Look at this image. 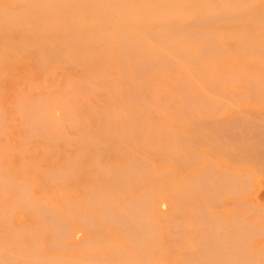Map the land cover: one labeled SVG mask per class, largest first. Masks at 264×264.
I'll list each match as a JSON object with an SVG mask.
<instances>
[{
    "label": "bare ground",
    "instance_id": "6f19581e",
    "mask_svg": "<svg viewBox=\"0 0 264 264\" xmlns=\"http://www.w3.org/2000/svg\"><path fill=\"white\" fill-rule=\"evenodd\" d=\"M13 1L23 6H29L31 2L45 0ZM53 1L64 2L65 4L70 0ZM81 1L86 3L82 4L83 8L77 7L81 15L79 14V18L76 20V30L75 32L72 31L71 35L67 33L73 40V46L74 43L77 44L72 48L66 47L67 49H64L62 47L65 45L61 40L62 33L69 32L66 29L73 20L61 19L57 23L55 21L53 23L46 19L44 29L42 32L38 31V34L42 35L41 41L44 40L43 43L46 47H38L39 45L33 44L32 46L37 49L29 52L33 54L32 57L39 58L37 59L38 62H35L38 64L46 63L41 65L42 68L48 67L47 63H50L48 61L53 55V60L56 61L57 59V63L76 64L77 67L98 63L100 66L101 61L96 59L101 60L103 58L104 63L109 67L110 63H114L113 60H115L117 65L133 68L137 80L134 82V79L130 77L134 83L131 81L132 86L128 87L129 90L127 89L128 91L126 90L127 93H125L127 96H123L119 91L123 88L126 89L124 86L127 85L123 83L128 81L129 77L125 74L118 79L115 76L117 72L110 74L112 70L103 66L102 70L98 69L100 67H94L95 69H90L91 73H86V76L81 75L82 77L76 82L75 90L78 92L90 90L89 93L93 90L105 92L104 97H106L108 104L105 105L99 99L104 106H96L93 102L91 111L88 113L92 116L91 118H93V114L100 116L96 118L97 121L101 119L100 129H96V126H93V130V127L90 129V124L87 127L83 124L85 122L79 119L80 117L71 118L73 116H69L72 115L69 112L72 111L71 108L74 107L73 102L75 100L72 102L69 101L71 100L69 98H61L62 94L59 92V97L56 96L57 93L52 94L54 97L51 95L45 97L42 92H40L42 96L37 93L40 97L37 94H35L36 98H32L34 95L28 96L26 99L29 97L32 99L29 98V102L27 100L26 103L32 102L33 111H27L31 106H27L28 103L20 106L21 102L18 103L16 100L14 104H18L16 106L18 110L21 108L24 110L17 114L20 115L23 123L25 121V125L21 124L24 125L23 129L26 126L25 131L26 137H29L28 140L37 134L50 141L66 137L59 130L63 128L61 126L64 125L65 119H70L73 127L74 125L76 128L80 127L79 134L72 136L78 143V150H74L76 155L70 156L65 165L57 167L58 169L54 171L51 170V167H47V169L51 168V172L47 170L50 172L49 174L56 178L58 175L73 171V169H75L74 171L79 169L89 147H93L95 150L93 162L95 161L98 169L109 175V178L118 176L113 172L114 177L110 175V169H112L110 168V151L113 150L115 151L113 154L118 155L119 147L124 146L125 143L128 146L136 143L139 153H136V156L132 155L131 158L128 157L130 161L128 164L126 163L127 168L117 167L118 170H121L119 173L124 176L116 179L115 182L112 180L111 185L110 180L109 182L105 181L104 184H101L99 180L97 186L93 184V188L97 189L89 187V190L83 191L85 201L79 200L78 202L76 199H74L76 201H69L67 197V206L69 207L64 206L66 204H61L67 207L65 209L64 207L60 209L61 205L57 207L58 204L46 199L34 197V194L32 196L29 192L32 189L31 182L28 179L21 178L19 183H15L13 179L8 178L9 176L6 177L3 174L5 171L0 168V180L8 181L5 185L13 183L15 190L18 188V192L14 193L16 195L13 196L15 199L7 206L8 208L0 207V219H4L3 216L7 219L6 215L9 218L11 213H14L13 208L17 209L16 206L18 205L20 209L23 206L35 210L43 222L35 223L38 228H33L40 230V227L49 226L48 228L53 230L52 232L49 231L53 233L52 237L55 238L54 242H50L61 246L64 244L63 240L66 235L71 232L70 230H75L76 221L73 220L75 223L72 227L71 219L77 216L85 224L82 225L87 226V230L83 234V230L81 231V244H76L88 248L83 256L45 252L40 241L34 242L38 235L41 238L38 231L37 233L25 224L19 227L14 225L16 228L12 231L9 230L10 227L8 226L7 229L9 232L11 231L14 239L5 241L4 237V240H1L0 237V264H264V203L260 198L264 193V115L249 113L247 112L249 109L241 110L247 106L242 105V107L239 104L248 101L247 99H251V97L257 98L259 103L264 104V0ZM132 4H134V8L132 7L133 11L131 12L128 8ZM73 8L76 10L75 7ZM224 25L228 26L226 30L223 29ZM33 36L36 34L33 33ZM24 43H27L25 44L26 47L25 45L17 47L1 40V64L2 62L9 63L13 53L18 54L19 51L22 53L27 50L25 48H34L28 47L29 43L25 40ZM112 45H116L117 48L113 58L110 57V46ZM2 50L6 53H3ZM237 56H240V59H237ZM241 60L247 64L252 63V67L254 63L257 66L261 65V67L255 71L247 72L244 68V70L240 69ZM225 61H229L235 66L226 65ZM55 63H52V66ZM58 66L61 67L60 64ZM121 66L118 71L124 67ZM114 67L117 69L116 65H113L112 68ZM7 70H4L5 74L8 72ZM93 70H95L94 73H92ZM130 73L133 72L130 70ZM78 76L76 75L77 78ZM1 77L3 78V75ZM71 77L74 78L73 75ZM71 77L67 75V81L72 80ZM121 83L123 84L122 88ZM50 85L52 84L50 83ZM66 85L69 88V85ZM54 86L53 84L50 87ZM31 87L34 88V85ZM1 88L3 89V87ZM112 92L119 94H116L117 97L114 98ZM77 93L74 94L75 96L73 94L69 96L76 97ZM90 94H94V91ZM57 98H60L61 102H58ZM95 98L98 100V97ZM88 101L90 103V100ZM118 102H121V105ZM22 103H25V98ZM74 103L76 104V102ZM235 106L242 108L239 110ZM0 109L2 111V107ZM57 109L62 110L61 114L58 113ZM228 109H233L234 114L225 116L224 113ZM25 111L23 118L21 115ZM76 112L74 113L76 114ZM80 115L82 116V112ZM170 120L182 122V124L190 126L191 129L184 127L189 129L184 131L185 129L182 130L181 126L169 124ZM3 122L5 121L0 115L1 135L4 128ZM112 135L117 136V140L111 142L110 136ZM58 142L56 143L58 144ZM36 143L39 144L38 141ZM40 145H43L41 148L48 151L49 146L45 149L43 143ZM103 145L104 147H102ZM19 146L21 147V144ZM20 147L16 148L21 150ZM23 148L22 152H24ZM101 148L107 151L105 160L103 158L100 160L103 150ZM228 160L233 161V165L236 162L242 164L245 161V164L250 162L253 166L255 164L262 166V168L258 169L260 174H257V171L254 173V170L250 169L253 166L246 165L249 168H244L243 164L237 166V163V165H232L233 167L225 166ZM100 171L97 170L96 172ZM114 172L117 174V170L114 169ZM74 175L73 177H76ZM64 176L61 175L62 180L66 178ZM134 181L136 183L138 181L135 185V190L138 193L135 194L133 190V195L126 196V189L129 188L131 182L133 185ZM5 185L0 184L6 188ZM43 188L45 187L43 186ZM122 197L123 200H121ZM72 198L70 199L72 200ZM73 204L76 206L73 207ZM156 206L162 209L169 208L171 213L173 210L175 211V207L184 209L187 213L174 220L175 218L165 212L162 215L166 214L169 217L161 216L166 218L162 221L153 213ZM150 213L153 215L150 216ZM169 218L174 221H170ZM2 220L0 222L3 223ZM10 220L13 221V218H9V223L12 222ZM161 224L166 225V231L170 225L191 229V234L187 231H176L177 233H175V229L172 232L170 229V232L167 231L172 234L169 237L173 236L171 240L167 241L169 246L172 242H178L179 245V241L182 239L177 238L182 236L185 238L184 250L187 249V252L182 254V261L178 262L177 260L178 263L167 262L169 260V258L167 260L165 258L167 252H165L167 253L165 257H158V252L163 248L158 244L161 240L157 238L158 234H161ZM116 225H121L124 230L116 227ZM114 227L115 231L120 229V235L122 232L130 238L128 240L125 235H122L128 242H132L131 246L126 247V243L115 240L117 243L113 247L114 253H104L98 248L99 246L107 250L110 248V237L114 234L112 231ZM78 228L76 227V231ZM178 228L176 227V230ZM50 235L49 238H52ZM68 236L70 237L69 234ZM31 237L34 241L33 239L29 240H32L33 244L28 240ZM42 237H44L43 234ZM256 239L257 241H255ZM163 240L161 244H163ZM50 242L48 243L49 246L51 245ZM74 244H72L73 247L76 246ZM66 245V249L63 250L70 249ZM178 245L174 246L180 248ZM163 246L165 248V245ZM53 247L60 249L55 244ZM156 251L158 252L155 255L154 252ZM178 254L174 253L173 255L179 257Z\"/></svg>",
    "mask_w": 264,
    "mask_h": 264
},
{
    "label": "rangeland",
    "instance_id": "374dc122",
    "mask_svg": "<svg viewBox=\"0 0 264 264\" xmlns=\"http://www.w3.org/2000/svg\"><path fill=\"white\" fill-rule=\"evenodd\" d=\"M47 3H48V5H47ZM86 2H82L81 0H73V1H69V2H65V4H64V2L63 3H60V2H54L53 0H45V1H41V2H39V1H35V2H31L30 3V5L29 6H23V5H21L20 3H18V2H14L13 0H0V41L1 40H5L6 42H8V43H10V44H14L15 46H17V47H20V46H24L25 44H27V43H24V40L25 41H27L29 44H28V47L29 46H32L33 44L35 45V44H37V45H39L38 47H46V45L43 43V39H42V41H41V34H38L39 32H42V29H44V27H45V24H46V19H49V20H51L53 23H57V21L58 20H61V19H70V20H73L71 23H70V26H68V28L66 29V30H68L69 32H63L62 33V38H61V40H62V42H63V44L65 43V45H67V46H65V45H62V47L64 48V49H67L66 47H69V48H72V47H74L77 43H74V46H73V43H72V39H70V35L73 33V32H75V30H76V26H77V23H76V20L79 18V9L80 8H83V6H82V4H85ZM32 4V5H31ZM3 5V6H2ZM134 4H132L131 6H130V8H128L129 9V11H133V8H134V6H133ZM71 6V7H70ZM44 7H45V10H44ZM73 7H75V9L76 10H74V8ZM77 7H79V9H77ZM133 7V8H132ZM257 7H258V4H257ZM58 9V10H57ZM259 9H261V7H259ZM24 10H25V12H24ZM51 10V11H50ZM74 10V11H73ZM45 11H47L46 13H45ZM55 11V12H54ZM60 11V12H59ZM12 13V14H11ZM4 14V15H3ZM54 14V15H53ZM81 15V14H80ZM15 17V18H14ZM19 17V18H18ZM62 17V18H61ZM72 18V19H71ZM15 19V20H14ZM45 20V22H43ZM14 21V22H13ZM55 21V22H54ZM75 25V26H74ZM153 25H156V24H153ZM227 27L228 26H225L224 25V27H223V29L224 30H226L227 29ZM12 30H11V29ZM23 30V31H22ZM39 31V32H38ZM73 31V32H72ZM237 31V30H236ZM12 33V34H11ZM33 33H35L36 34V36H33ZM67 33H69V34H67ZM13 35V36H12ZM38 35V36H37ZM64 35H66V36H64ZM10 36V37H9ZM40 36V37H39ZM72 37V36H71ZM9 38V39H8ZM25 38V39H24ZM36 38V39H35ZM39 38V39H38ZM41 41V42H40ZM64 41H66V42H64ZM39 43V44H38ZM67 43V44H66ZM37 45H35V46H37ZM42 45V46H41ZM79 46V45H78ZM115 46V47H114ZM25 47H26V45H25ZM32 47H34V46H32ZM43 48V49H44ZM25 49H27V50H25L24 52H22V53H19V52H21V51H19L18 52V54H20V55H18L17 53H13L12 55H11V60H9V63H4V62H2V64H1V62H0V66H3L4 68L2 69V67L0 68V73H2L1 75H0V107H2V111H1V109H0V115L3 117V121H5V122H3L4 124H6V125H4L3 124V131L1 132L2 133V135L0 134V168H1V170H2V168H3V170L5 171V173H3L4 171H1L6 177H8V178H11V179H13L14 180V182L15 183H19L20 181H19V179H21V178H26V179H28L30 182H31V188L32 189H30L29 190V192H30V194L32 195V194H34V195H32V196H34V197H39V198H42V199H46L47 201H51V202H53L54 204H58L57 205V207L58 206H60L61 204H66V205H64V206H67V199L69 200V201H73L74 199H76V200H78V202H79V200L80 201H85L86 199L84 198L85 197V193H83V191L85 192V190L87 189V190H89L90 188L89 187H92L93 188V184L94 185H96V184H98L99 182V180L101 181V184H104V183H106V182H109V180H110V185L113 183V182H115V181H117L116 179H120L122 176H124L122 173H119V172H121V170H118V168L117 167H126L127 168V164H128V161H130V158L132 157V155L133 156H136V153L138 154L139 153V149H138V147H137V144L135 143V147L133 146H130V148H129V146L128 145H126L127 143H125L124 144V146L122 145V147H119V149H120V151H118L117 153H118V155H116V153L115 154H113L115 151H113L112 150V152L110 151V168H112V169H110V175H112L113 173H115V175H118V176H113L114 178H112V177H110L109 178V175H107L106 173H103V172H101L98 168L99 167H97L98 165L96 164V162L94 161L93 162V158H94V149H93V147L91 148V147H89V150H87V152H85V154H84V157H83V161H82V163H81V165H79V169H76V171H74L75 169H73V171H70V172H67L66 174H61V175H65L64 177H66V178H64V177H62V178H64V180H62L61 179V175H58V177L56 178V177H54V176H52L51 174H49L51 171H50V169L52 170V171H54V170H56V169H58L59 167H62L63 165H65L66 164V162L69 160V158H70V156L71 157H74V155H76V153L74 152V150L75 151H77L78 150V143H77V141L74 139V138H72V136H74V134H76V135H78L79 133V130H80V127L77 129L76 128V126L74 125V127H73V125H71L72 123L70 122V119H65L64 121H63V124L64 125H62L61 127H63V128H58L62 133H64L65 134V136L66 137H60V138H56V139H54V140H52V141H50V140H46V138L44 137V136H42L41 135V137H40V135L39 134H37V136H35V137H37V138H35V137H30V139L28 140V138L29 137H26V131H25V127H24V129H23V126L25 125L24 123H25V121H24V123H23V120H21L22 118L20 117V115L19 114H17V113H20L21 112V110L23 109V108H21L20 110H18V107H16V106H18V104L17 105H15L14 103L16 102V100H17V102L18 103H20V106L21 105H26L28 102H29V98H31L33 95V97L32 98H36L37 96H39V95H41L40 94V92H42V95L44 96L45 95V97L46 96H48V95H51V96H53L54 94H56V96L57 97H59L60 95H58V92H59V94L61 93L62 95L60 96L61 98L63 97L64 99H66V98H69V99H71V100H69V101H74V102H76V104H77V108H76V104L73 102V105H74V107L72 106V111L71 112H69V113H72V115L70 114L69 116H73V117H71V118H79V119H82V122L84 121L85 123H83V124H85L87 127H88V125L90 124V129L94 126H96V129H100L101 128V124H102V122H101V119H100V121H99V119H98V121H97V119L96 118H99L100 116L99 115H97V114H93L94 116H93V118H91L92 116L91 115H88V113L91 111V106L93 105V102H94V105H96V106H100V107H102V106H104L103 105V103L102 102H100V101H103L104 102V104L106 105V104H108V102H107V100H106V97H104V91L102 92L101 90L99 91V90H93L94 91V94H90L91 92L93 93V91H91L90 93L88 92V91H90V90H85V91H87V92H85L84 90L82 91V90H80L79 92H78V90H75V85H76V82L78 81V79L80 78V77H82V76H86L88 73H91V68L92 69H95V68H97V67H100V68H98L99 70H102V68H103V66H106V64L104 63V60H103V58H101V60L99 59V58H97L96 60L98 61H101L100 62V66H99V64L97 63H95V64H91V66H90V64H85V65H81V67H77L76 66V64L75 65H70V63L69 64H64V62H56L57 61V59H56V61L55 60H53L54 59V57H53V55H51V60L50 61H48V62H50V63H47L48 64V67L46 66V67H44V68H46L45 70H44V68H42V66L41 65H45L44 63L43 64H38V63H36V62H38L37 61V59H39V58H35V57H32L33 56V54H31V53H29L30 51H34V50H36L37 48H30V49H28V48H25ZM22 50H24V49H22ZM117 50V48H116V45H112V46H110V51H111V54H110V57H112L113 58V54H114V52ZM2 52L3 53H6V51H3L2 50ZM31 55V56H30ZM112 58H110V59H112ZM237 59H240V56H237ZM33 61V62H32ZM36 61V62H35ZM110 61H112V60H110ZM114 61V63L112 62V63H110V65H109V67L108 66H106V68L108 69V70H112V71H110V74L112 73H116L117 75H115V76H117V78L119 77H122L124 74L127 76V77H129V79H128V81H124V85H127V86H124V87H126V89H121L122 87H123V84L121 83V90L119 91L120 92V94H122L123 96L125 95V96H127V94H125V93H127V91L129 90V88L128 87H130V86H132V82H133V80L132 79H134V82H135V80H137V77H136V73H135V71H134V69L133 68H131V67H129V66H126V65H122V66H124V67H122L121 65H117L116 63H115V60H113ZM56 62V63H55ZM52 63H55V64H53V66H52ZM225 63H226V65H231V66H235L234 64H230L229 63V61H225ZM12 64V65H11ZM18 64H20V65H18ZM33 64H36V65H33ZM38 64V65H37ZM58 64H60V66L61 67H59L58 66ZM103 64V65H102ZM105 64V65H104ZM250 64V65H249ZM56 67H55V66ZM113 65L115 66L116 65V68L117 69H115V67L114 68H112L113 67ZM226 65H224V66H226ZM252 65V63H245V62H243L242 60H241V62L239 63V66H240V69L242 68H244L247 72L249 71H255L256 69H259L260 67H261V65H258L257 66V64H255L254 63V65H253V67L251 66ZM256 65V66H255ZM41 68H40V67ZM66 66V67H65ZM72 66V67H71ZM80 66V65H79ZM89 66V67H88ZM122 67L119 71H118V69H119V67ZM243 66V67H242ZM250 66V67H249ZM87 67V68H86ZM95 67V68H94ZM238 67V66H237ZM256 67V68H255ZM6 68V69H5ZM15 68H18V69H16L15 70ZM50 68V69H49ZM55 68V69H54ZM56 68H59V69H56ZM105 68V67H104ZM111 68V69H110ZM8 69V70H7ZM14 69V70H13ZM43 69V70H42ZM48 69V70H47ZM54 69V70H53ZM62 69V70H61ZM67 69V70H66ZM86 69V70H85ZM88 69V70H87ZM113 69H115V70H113ZM122 69H124V71H122ZM126 69H127V72H126ZM133 69V70H132ZM243 69V70H244ZM253 69V70H252ZM7 70L8 72H6V74H5V71ZM85 70V71H84ZM130 70H131V72H133L132 74L130 73ZM68 71V72H67ZM87 71H89V72H87ZM94 71L95 70H93V72L92 73H94ZM96 71H98V70H96ZM48 72V73H47ZM70 72V73H69ZM121 72H122V74H121ZM124 72V73H123ZM83 73V74H82ZM87 73V74H86ZM7 74H9V75H7ZM62 74V75H61ZM120 74V75H119ZM129 74V75H128ZM3 75V78H5V79H3L1 76ZM61 75V76H60ZM67 75H68V77H71V75H73L74 76V78L73 77H71L72 78V80H70V81H72L71 82V85H70V81L68 82L67 81ZM70 75V76H69ZM76 75L78 76V78L76 77ZM82 75V76H81ZM119 75V76H118ZM112 77H115V76H113V75H111ZM76 77V78H75ZM130 77L132 78V79H130ZM134 77V78H133ZM66 78V79H65ZM118 78V79H119ZM30 79V80H29ZM42 81H41V80ZM73 79H75L74 80V82H73ZM36 81V82H35ZM39 81H41V82H39ZM56 81H58V82H56ZM132 81V82H131ZM3 82V83H2ZM47 82V84H45ZM68 82V83H67ZM129 84H131V85H129ZM133 82V83H134ZM29 83H32V84H29ZM36 83V84H35ZM50 83L53 85H55L54 87H50V86H52V85H50ZM57 83H58V85H57ZM19 84V85H18ZM42 86H41V85ZM66 84H68L69 85V88L67 87V85L65 86ZM34 85V88H32L31 86H33ZM44 85H46V86H44ZM50 85V86H49ZM129 85V86H128ZM28 86H29V88H28ZM43 86H44V88H43ZM64 86L66 87V89L64 88ZM1 87H3V89L1 88ZM35 87H36V90H35ZM46 87H48V88H46ZM32 88V89H31ZM50 88V89H49ZM55 88V89H54ZM68 88V89H67ZM2 89V90H1ZM5 89V90H4ZM48 89V90H47ZM74 89V90H73ZM128 89V90H127ZM58 90V91H57ZM67 90H68V92H67ZM127 90V91H126ZM3 91V92H2ZM57 91V92H56ZM71 91V92H70ZM72 91H74L75 93L74 94H76L77 92L81 95V93H83L81 96L77 93V95H76V97H72V96H69V95H71V94H73V92ZM77 91V92H76ZM82 91V92H81ZM124 91H126V92H124ZM2 92V93H1ZM44 92H45V94H44ZM86 94H85V93ZM31 93V94H30ZM39 95H38V94ZM48 93V94H47ZM66 93H69V94H67L68 95V97H66L67 95H66ZM113 93V92H112ZM111 93V94H112ZM124 93V94H123ZM21 94V95H20ZM27 96H26V95ZM35 94H37V96L35 95ZM53 94V95H52ZM73 94V96H75ZM116 94L118 95L119 93H113L112 94V96H114V98H116L117 96H116ZM41 95V96H42ZM66 95V96H65ZM78 95H79V97H78ZM84 95V96H83ZM101 95H102V97H101ZM24 96H26V97H24ZM28 96H31V97H29L28 99H26ZM65 96V97H64ZM40 97V96H39ZM54 97V96H53ZM95 97H98V100H97V98H95ZM24 98H25V103H22V101L24 100ZM31 98V99H32ZM82 98V99H81ZM87 98H88V100H90V103H88L89 101L87 100ZM99 99H100V101H99ZM28 100V102L26 103V101ZM57 100H58V102H61V99L60 98H57ZM78 100H79V102H78ZM80 100H82V101H80ZM248 101H244V102H240L239 104L242 106V105H246L247 107L244 109V107L242 108V107H239L238 106V108L235 106V108H237V109H239V108H242L241 110H248L247 112H249V113H253V114H260V115H264V104H262V103H259V100L257 99V98H252L251 97V99L250 98H248L247 99ZM97 101H99V102H97ZM119 101V100H118ZM241 101H243V100H241ZM115 102H117L116 101V99H115ZM32 102H30V104L28 103V105L27 106H29V105H31L30 106V108L27 110V111H33V109H32V104H31ZM79 103V104H78ZM89 105H88V104ZM118 103H120L119 105H121V102H118ZM82 104V105H81ZM260 104V105H259ZM261 105H263V106H261ZM89 108H88V107ZM117 106V105H116ZM3 107H5V110H3ZM23 107H26V106H23ZM118 107V106H117ZM250 107V108H249ZM34 108V107H33ZM83 108V109H82ZM254 108V109H253ZM61 109V108H60ZM58 110V113L59 114H61V112H62V110ZM35 110V109H34ZM78 110V112H76ZM84 110V111H83ZM240 110V109H239ZM252 110V111H251ZM19 111V112H18ZM22 111H24V110H22ZM1 112H3V113H1ZM74 112H76V114L78 115H76ZM81 112H82V116H83V114H84V116L82 117L80 114H81ZM87 114H86V113ZM6 115H5V114ZM25 113H26V111L25 112H22V114L23 115H21L23 118H24V115H25ZM28 113V112H27ZM231 113H233L234 114V110L233 109H228L224 114H225V116H228V115H230ZM27 115V114H26ZM74 115H76L75 117H74ZM96 115V116H95ZM85 116H87L88 117V119H89V122H88V119H87V117H85ZM83 118H84V120H83ZM14 119H15V121H14ZM162 119V118H161ZM67 120V121H66ZM69 120V121H68ZM87 121V124H86V121ZM12 121V122H11ZM174 121V122H173ZM170 123L169 124H171V125H173V126H175V125H178V126H181V128H182V130H184L186 127H188L187 125H185V124H182V122L181 123H178V122H176V120H170L169 121ZM180 122V121H179ZM24 124V125H22V124ZM67 123H68V125H67ZM66 128H65V127ZM69 126H70V128H69ZM100 126V127H99ZM94 127L92 128V130L94 129ZM185 127V128H184ZM74 128H76V129H74ZM184 128V129H183ZM189 129H191L190 128V126L188 127ZM185 129L184 131H186V130H189V129ZM78 130V131H77ZM5 131V132H4ZM4 132V133H3ZM69 133V134H66V133ZM24 133V134H23ZM68 135V136H67ZM111 135V134H110ZM71 136V137H70ZM113 136V137H112ZM112 136H110V140H111V142H113V141H115V140H117V136H115V135H112ZM115 136V137H114ZM23 137L25 138L24 140H23ZM40 137V138H39ZM43 137V138H42ZM61 138H66V139H62L61 140ZM71 138V139H70ZM255 138V140H256V136L254 137ZM60 139V140H59ZM75 140V141H74ZM249 140H252V139H250L249 138ZM254 140V139H253ZM36 141H38L39 142V144L38 143H36ZM54 141H55V143H54ZM46 142V143H45ZM48 142H50V143H48ZM51 142H53V143H51ZM56 142H58V144L56 143ZM68 143L67 145H65L66 143ZM28 143V144H27ZM44 144L45 146H44V148L46 149L47 148V146H49L48 147V151H47V149H46V151L43 149V148H41V147H43V145H40V144ZM69 143H71L72 144V147H71V144H69ZM21 144V147L19 146ZM26 145H28V146H26ZM57 145V146H56ZM69 145V146H68ZM74 146H75V148H74ZM16 147H20L21 148V150H22V148H23V151L24 152H22L21 150H19L18 148H16ZM59 147V148H58ZM101 147V146H100ZM102 147H104V145L102 146ZM126 148V149H125ZM25 149V150H24ZM28 149H29V151H31V152H29L28 151ZM60 149V150H59ZM101 149H103L102 150V155H101V159L100 160H105V156L107 155V151H106V149H104V148H101ZM111 149H112V147H111ZM110 149V150H111ZM123 149V150H122ZM136 149V150H135ZM16 150H18V151H16ZM33 150V151H32ZM19 151H21L20 153L21 154H24V155H21L20 153H18ZM58 151H59V153H58ZM70 151V152H69ZM106 151V152H105ZM51 152V153H50ZM58 154H57V153ZM128 152V155H126V153ZM69 153V154H68ZM75 153V154H74ZM133 153V154H132ZM140 154H141V152H140ZM46 155V156H45ZM56 155H57V158H56ZM142 155V154H141ZM67 156V157H66ZM130 156V158H128ZM22 158H26V159H22ZM68 158V159H67ZM103 158V159H102ZM40 160H42L41 162H40ZM89 160V161H88ZM62 162V163H61ZM63 162H64V164H63ZM121 162H123L122 164H121ZM227 162V161H226ZM233 161H231V160H228V162L227 163H225V166L227 165V166H232L233 165V163H232ZM247 162V161H246ZM27 163V164H26ZM94 163V164H93ZM127 163V164H126ZM232 163V164H231ZM237 163V162H236ZM235 163V164H236ZM249 164H245V161H243V166H244V168H249L248 166H253V164H250V162H248ZM97 166H96V165ZM112 164V165H111ZM126 164V165H125ZM234 164V165H235ZM238 164V165H237ZM236 165L237 166H241L242 164L241 163H237ZM241 164V165H240ZM31 165V166H30ZM32 165H33V167H32ZM95 165V166H94ZM233 165V166H234ZM246 165H248V166H246ZM35 166V167H34ZM55 166V167H54ZM78 166V165H77ZM77 166H75V167H77ZM232 166V167H233ZM254 166H255V169H254ZM254 166L253 167H251L250 169H253L254 171V173H256V171H257V174H260L258 171H260V170H258V169H261L262 168V166L260 167L259 165H255L254 164ZM21 167V168H20ZM28 167V168H27ZM47 167H51V168H48L47 169ZM58 167V168H57ZM114 167V168H113ZM33 168V169H32ZM78 168V167H77ZM114 169L115 170H117V174H116V172H114ZM39 170H41V171H39ZM47 170H49L50 172H48ZM100 171V172H96V171ZM83 171V172H82ZM77 174H75V173ZM113 172V173H112ZM123 172V171H122ZM101 173H103V174H101ZM124 173V172H123ZM75 174V175H74ZM69 175V176H68ZM73 175L74 176H76V177H73ZM106 175H107V177H106ZM68 176V177H67ZM102 176H103V178H102ZM47 177V178H46ZM106 177V178H105ZM117 177V178H116ZM119 177V178H118ZM68 178V179H67ZM5 179V178H4ZM18 179V180H17ZM47 179V180H46ZM56 179V180H55ZM58 179V180H57ZM94 179H96V180H94ZM67 180V181H66ZM108 180V181H107ZM112 180H113V182H112ZM7 181V180H6ZM106 181V182H105ZM8 182V181H7ZM7 182H5V181H2V180H0V184H3V186L5 185V183H7ZM51 182V183H50ZM53 182V183H52ZM67 182V183H66ZM137 183H138V181H137ZM136 183V181H134V183H133V185H132V182L130 183L131 185H129V194H128V189H126L127 190V192H126V196H128V195H130V194H136V192L138 193V191L137 190H135V185L137 184ZM42 184V185H41ZM56 184H58V185H56ZM64 184H66L65 186H64ZM54 185H55V187H57L56 189H55V187H54ZM69 185V186H68ZM3 186H0V207L2 206V208L3 209H5V208H8L7 206L8 205H10V203L12 202V200H14L15 199V197L13 198V196H15L16 194H14V193H17L18 192V188H17V190H15V188H14V186H13V183L12 184H7V185H5L6 186V188H4ZM12 188H11V187ZM43 186L45 187V188H43ZM61 186V187H60ZM66 188H64V187ZM97 186V185H96ZM132 186V187H131ZM54 187V188H53ZM59 187V188H58ZM63 187V189H60V188H62ZM134 187V188H133ZM10 188H11V190H10ZM34 188H36V189H34ZM2 189H3V191H2ZM58 189V190H57ZM68 189V190H67ZM93 189H97V188H93ZM86 190V191H87ZM133 190H134V193H133ZM2 191V192H1ZM34 191V192H33ZM64 192V193H63ZM69 192V193H68ZM169 192V191H168ZM60 193H62L61 195H60V197H59V194ZM169 193H171V192H169ZM72 194V195H71ZM83 194V195H82ZM172 194V193H171ZM74 195V196H73ZM64 197H65V199H64ZM68 197V198H67ZM72 197H74V198H72ZM63 198V199H62ZM67 198V199H66ZM70 198H72V200L70 199ZM262 200H263V203H264V193H262V196L260 197ZM62 200H63V202H62ZM76 200H74V201H76ZM121 200H123V197L121 198ZM63 205H61L59 208L60 209H62L64 206ZM73 207H75L76 205H72ZM17 207V209H15V208H13V212L14 213H11V215L9 216V218L10 219H12L13 218V221L12 220H10V221H12L11 223H9V218H8V215H6L7 216V219H6V217L5 216H3L4 217V219L2 220V219H0V220H2L3 221V223L2 222H0V237L2 238H0L1 240H4V238H5V241H11L12 239H14V237L12 236L13 234L11 233V231L14 229V228H16V227H19V226H23V224H25V226H27V227H29V228H32V229H34L33 227H36V225H35V223H37V224H40V223H42L43 221H42V219H41V217H38V216H40L38 213H36L35 212V210H32V209H28V208H24L23 206H21L22 207V209H20V208H18L19 207V205L18 206H16ZM67 207H69V206H67ZM67 207H64V209L65 208H67ZM25 209V210H24ZM26 209H28V210H26ZM160 209V210H159ZM175 209V211L173 210V212L171 213V211L169 212V208H160V207H155V212H153L154 213V215L155 216H158L159 218H160V220H162V221H164L165 219L164 218H162L161 216H163V217H169L168 215H166V214H170L171 216H172V218H175L174 220H176V219H179L180 217H183V215H185L187 212L184 210V209H177L176 207L174 208ZM16 210V211H15ZM157 210H158V212H157ZM37 214H35V213ZM160 212V213H159ZM166 212V214L165 215H162L163 213H165ZM184 212V213H183ZM28 213V214H27ZM176 213H177V215H176ZM21 214V215H20ZM26 214V215H25ZM183 214V215H182ZM28 215V216H27ZM149 215V214H148ZM153 214H151L150 213V216H152ZM182 215V216H181ZM27 216V217H26ZM174 216V217H173ZM75 217V216H74ZM72 218L71 220H72V222H71V225H72V227L74 226V221H76V227L78 228L77 230L78 231H76V227H74V231L73 230H70L71 232V234L70 233H68L69 235H70V237L68 236V234L66 235V237H65V239L63 240L64 242V244L63 245H61V246H59L58 244H56V243H51V242H54V240H55V238H53L52 236H53V233H50V231L52 232L53 230H50L48 227L49 226H43L42 228H43V231H42V228L40 227L39 229L40 230H36V229H34L38 234H41V238H40V236L38 235L37 236V238H36V240L34 241V239L31 237V238H28V240L29 239H33V241L34 242H36L37 240L38 241H40L41 243H42V245H43V247H42V249L45 251V252H61V253H66V254H68V255H70V254H73V255H76V256H80V255H85L86 253H85V251L87 252V250H88V248L86 247V246H82V245H78V244H81L80 242H81V240H82V237H80V235H81V231L83 230V232H82V234L87 230V226H83V225H85V224H83L82 223V221L80 220V218H78L77 216V218H78V220H77V218L75 217V218ZM171 218V217H170ZM169 218V219H170ZM74 220V221H73ZM173 219H170V221H172ZM173 220V221H174ZM83 224V225H82ZM14 225L16 226V227H14ZM8 226L10 227V229L9 230H11L10 232H9V230L7 229L8 228ZM13 226V227H12ZM82 226H83V228H82ZM120 227V229H122V230H124V228L123 227H121V225H116V227ZM166 225L165 224H161L160 225V227L162 228L161 230H160V227H159V230L161 231V234L159 233L158 234V240H161V241H159V243L158 244H160L161 245V248L163 247L164 248V246L163 245H165V248L167 247L168 249H161L160 250V252H158V251H156V252H154V254L156 255V253L158 252V257L160 258H163V257H165V255H166V260H167V258H169V260H167V262L168 261H172V262H174V263H178V262H180V261H182V259H183V257H182V254H184V253H186L187 252V249L186 250H184V248H185V246H184V243H185V238L182 236V237H179V238H177V239H182V240H180L179 241V245H178V242L176 243V242H172L171 243V246L174 244V245H178L180 248H177V246H172L173 247V249H172V247L171 246H169L168 245V240H171L172 239V237H169L170 236V234L167 232V231H169V229H170V231L172 232V231H174L173 229H175V233H177L178 231H187L189 234H191V229L190 228H178L179 226H175V225H170L168 228H167V231H166V227H165ZM47 227V228H46ZM86 227V228H85ZM175 227V228H174ZM176 227L178 228L177 230H176ZM181 227V226H180ZM183 227V226H182ZM12 228V229H11ZM36 228H38V227H36ZM52 229V228H51ZM73 229V228H72ZM120 229H117V231H115V227H114V229H112V231H113V236H111V237H113V238H111L110 237V248L107 250V249H105V248H103V247H101V246H99V250L100 251H102V252H104V253H106V252H110V254H113L114 253V250H113V247H114V245H115V243H117L116 241L118 240V241H120V243H126V247H129V246H131V243L132 242H128V240H130V238L128 237V236H126L124 233H122L121 232V235H120ZM183 229V230H182ZM50 230V231H49ZM119 231V232H118ZM169 231V232H170ZM177 231V232H176ZM6 232H9V233H6ZM41 232V233H40ZM48 234H46V233ZM78 232V233H77ZM119 234H118V233ZM2 233H4V234H2ZM74 233V234H73ZM76 233H77V235H78V238H76L77 237V235H76ZM42 234H43V236L44 237H42ZM50 234H52V235H50ZM31 235V234H30ZM49 235H50V237H52V238H49ZM122 235H125L126 237H127V239L126 238H124V236H122ZM172 235V234H171ZM29 236V235H28ZM67 236H68V239H67ZM73 238H72V237ZM4 237V238H3ZM115 237V238H114ZM163 237V238H162ZM160 238V239H159ZM164 239V240H163ZM115 242H114V241ZM162 240H163V244H161L162 243ZM33 241L31 240H29V242H31V244H33ZM51 241V242H50ZM255 241H257V239L255 240ZM50 242V244L51 245H53L54 246V244H55V246L57 247H60V249L59 248H55V247H53L52 246V248H50L51 247V245L49 246V243ZM76 244V243H78V244H76V246L75 247H73V245L72 244ZM167 243V244H166ZM65 244H67L66 246H69V247H67V248H70V249H67V250H63V249H66V247H65ZM69 244V245H68ZM74 244V245H75ZM41 245V244H40ZM124 245V244H123ZM49 246V247H48ZM82 246V247H81ZM125 246V245H124ZM61 247H62V249H61ZM64 247V248H63ZM81 248V249H80ZM170 248V249H169ZM46 249V250H45ZM53 249V250H52ZM77 249V250H76ZM83 249V250H82ZM112 249V250H111ZM63 250V251H62ZM71 252H70V251ZM163 250V252H161ZM171 251V253H169L170 251ZM165 252H167V253H165ZM174 253H181V254H178V256L179 257H177V255L175 256V255H173ZM162 254V255H161ZM178 259H177V258ZM175 258V259H174ZM182 258V259H181ZM177 260H178V262H177Z\"/></svg>",
    "mask_w": 264,
    "mask_h": 264
}]
</instances>
